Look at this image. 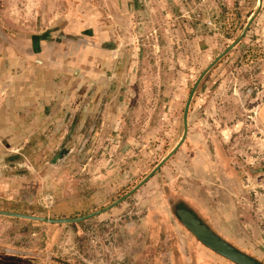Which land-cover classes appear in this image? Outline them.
Returning a JSON list of instances; mask_svg holds the SVG:
<instances>
[{
  "label": "rangeland",
  "instance_id": "rangeland-1",
  "mask_svg": "<svg viewBox=\"0 0 264 264\" xmlns=\"http://www.w3.org/2000/svg\"><path fill=\"white\" fill-rule=\"evenodd\" d=\"M86 5L92 14L75 32V42L96 55L95 71H86L107 86L94 135L81 150L84 133L78 134L73 152L56 164L50 159L64 134L48 142L47 150L39 149L46 134L36 130L27 133L22 149L0 150V211L77 219L129 193L178 143L195 81L258 9L257 0ZM260 10L261 5L239 45L200 82L186 140L153 177L113 209L85 221L0 216V264H228L181 224L175 210L182 207L264 264ZM69 68L74 78L83 70L79 63Z\"/></svg>",
  "mask_w": 264,
  "mask_h": 264
},
{
  "label": "crops",
  "instance_id": "crops-1",
  "mask_svg": "<svg viewBox=\"0 0 264 264\" xmlns=\"http://www.w3.org/2000/svg\"><path fill=\"white\" fill-rule=\"evenodd\" d=\"M85 20L65 0H0V150L22 149L50 117L48 106L67 92L70 63L95 71L96 55L75 42Z\"/></svg>",
  "mask_w": 264,
  "mask_h": 264
},
{
  "label": "flooded vegetation",
  "instance_id": "flooded-vegetation-1",
  "mask_svg": "<svg viewBox=\"0 0 264 264\" xmlns=\"http://www.w3.org/2000/svg\"><path fill=\"white\" fill-rule=\"evenodd\" d=\"M263 8H264V0H261L260 12L263 10ZM75 63H79V65H81V62H78L77 59ZM88 72L85 69H83L82 72L78 73L76 77L74 78V71L72 70L71 72L72 76H71V80L69 79L68 81V89H67L66 94H64L63 97H61L60 101L55 103L51 109H48L47 116H50V117L43 118V120L45 121L43 122L42 126L38 129L36 128V131H39L42 135L46 134V140L42 141V144L39 146L40 151L48 149L49 147L48 142L52 144L54 141H56L57 143L58 142L57 138L59 137V135L64 134V137L58 146L59 148L58 151H56L50 159L51 164H56L57 162L61 161L65 156L70 155V153L73 152V151L71 152L73 144L75 143V141L79 140V138L77 137L78 134L81 135V133H84V135H82V139L79 144V148L81 150L85 149V147L91 141L92 136L94 135L97 122L99 120L100 112H101L100 107H102V102H104L106 94H107L106 92L107 86H106V83L101 84L102 82L100 83V81H95L94 79H92ZM90 81H92L91 84H90ZM80 94H82V96H80ZM91 106H92V109H95V108L97 109L91 112V110L89 109ZM91 113H94V114L92 115ZM42 135H38L39 139L42 137ZM177 209H186L190 211L201 222V224L205 225L210 231H212L217 237H219L221 240H223L233 249L255 260L259 264H263L259 260L239 250L238 248L234 247L231 243L221 238L207 224H205L191 209H188L185 207L177 208ZM176 210H175V213H176ZM101 211H98V212H101ZM94 213H97V212H94ZM201 246L205 248L206 250H208L209 252H211L213 255L226 261L228 264H236L233 261L226 259L225 257L208 249L204 245L201 244Z\"/></svg>",
  "mask_w": 264,
  "mask_h": 264
},
{
  "label": "water",
  "instance_id": "water-1",
  "mask_svg": "<svg viewBox=\"0 0 264 264\" xmlns=\"http://www.w3.org/2000/svg\"><path fill=\"white\" fill-rule=\"evenodd\" d=\"M68 3V8H70L71 11L75 14V16L79 17L80 19L82 17L88 16V9L89 6H87L88 0H65ZM258 2V9L261 5V0H257ZM258 9L256 11L251 12L247 15L246 20L244 22V25L242 26L240 30V34L225 48L223 52H221L205 69L204 71L199 75L198 79L195 81L189 96L186 100L183 115H182V136L178 143L175 145V147L156 165V167L135 187L133 188L129 193H127L124 197L110 205L109 207L105 208L101 212L92 213L90 215H87L82 218L78 219H69V220H50L45 218H38L28 215H22V214H16V213H10V212H3L0 211V216H7V217H15V218H21V219H27V220H33V221H39L44 223H77L80 221L87 220L91 217H94L100 213H103L113 207H115L117 204L123 202L125 199L130 197L133 193H135L137 190H139L153 175L177 152V150L181 147V145L185 142L187 133H188V112L189 107L191 104V101L193 99V96L197 90V87L199 86L202 79L205 77V75L213 68L221 59H223L230 51L235 49L241 40L245 37L246 33L249 30V27L253 23L257 13ZM176 215L178 216L181 224L205 247L208 249L214 251L215 253L225 257L226 259H229L233 261L236 264H259L255 260L245 256L244 254L238 252L237 250L233 249L231 246H229L227 243H225L223 240H221L219 237H217L212 231H210L205 225L201 224V222L195 217L194 214H192L190 211L186 209H177Z\"/></svg>",
  "mask_w": 264,
  "mask_h": 264
}]
</instances>
